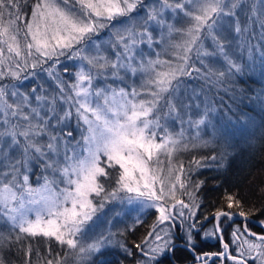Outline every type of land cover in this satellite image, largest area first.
Returning <instances> with one entry per match:
<instances>
[{
  "label": "snow or ice",
  "instance_id": "obj_1",
  "mask_svg": "<svg viewBox=\"0 0 264 264\" xmlns=\"http://www.w3.org/2000/svg\"><path fill=\"white\" fill-rule=\"evenodd\" d=\"M141 2L142 0H76V4L79 5L77 8L75 4L70 5V0H38L32 9L31 17L24 19L21 24L17 0H0V77L18 75L16 71H5L4 65L9 69L12 67L19 69L22 63L27 66L30 57H35L37 61L41 57L47 60L63 55L66 50H73L75 45L89 40L91 34L105 27L116 17L129 16ZM171 7L172 5L164 0L160 10L153 8L148 12L145 25L153 21L163 24L161 10ZM236 7L235 0H188L187 4L177 0L175 8L182 10L190 20L189 27L184 30L175 29L171 24L167 25L170 33L181 32L184 37L183 43L173 45L175 49L180 50L177 54L180 63L173 67L170 61H166L163 62L166 70L156 71L161 62H149L148 69L145 70L150 69V75L141 86L146 88L144 96L136 89L127 91L121 88L118 91H109L94 88L91 71L77 72L72 91L75 93L77 116L88 125V135L82 137L85 142L84 155L73 149V154L69 156L66 143L63 161L53 158L59 156L60 137L49 135L46 145L36 139L46 134L50 121L40 117L36 108L32 109L30 116L23 114L21 104L4 101L3 123L8 125L9 117H18L26 122V126L17 124L11 128L5 127L0 132V152L7 153L18 149L20 153L18 159L5 156L9 161L6 167L10 171L4 173L5 182L0 184V217L17 235L15 241L0 236V264H8L5 249L10 251L15 243H20V234H24L25 237L55 238L60 245H67V248L81 259L99 251L102 240L91 244L83 242L84 226L93 219L97 207L102 208L103 201L115 197L118 191L129 194V200L134 198L139 200L142 206L155 207L159 213L157 226L149 233V237L159 243L152 247L146 238L142 245H136L141 255L147 257L146 260L138 261V264H153L157 255L174 247L169 229L178 219L183 225L194 215L189 204L182 199H176L177 183L181 189L185 188L180 176L175 175L171 167L167 169L165 175L164 169L159 167L162 163L160 155L163 154L171 164L172 154L179 150L182 144L183 132L178 134L180 139H177L168 133L166 128L167 117L176 114V119H182L179 112L182 110L183 102L174 96L176 92L174 82L179 83L178 74L180 76L190 74L188 53L195 48L197 55L201 54L202 38L211 37L219 52L224 53V45L215 33V26L221 18L235 15L233 9ZM235 31L239 34L246 29L237 24ZM125 32L127 36H119L122 50L116 53L115 62L98 55L85 57L88 64L97 67L98 70L110 67L114 76L118 75L121 69L137 72L138 69L131 64L135 58L132 53L137 37L139 36L141 41L146 37L151 42V34L147 27L139 34L134 27L126 28ZM116 46L120 47V44ZM73 54L78 55L79 52ZM204 55L212 54L205 52ZM224 55L227 59V54ZM228 63L230 70L242 71L241 65L231 60H228ZM196 71L199 72V69ZM220 75L223 76L224 73ZM5 95L6 93L0 91V98ZM12 95L15 96L16 93ZM138 96L141 98L137 99ZM161 100L164 101L163 104L160 103ZM165 108L167 112L162 117L159 113ZM50 111L55 113L56 110L51 108ZM70 117L71 112L67 111L63 116H55V119L59 123ZM37 118L38 122L33 124L32 120ZM162 119H165V124L161 123ZM189 123H194L198 127L204 123V119L196 121L190 119ZM157 130L164 132L165 135L158 137ZM66 135L71 137L72 133L69 131ZM33 159L40 160L45 170L52 169L53 173L59 171L62 178L66 177L68 187L57 193L50 187L55 181H49L45 177L43 185L33 188L28 184L27 174L30 161ZM153 164L157 167L153 168ZM111 168H116L119 172L116 180L118 187L108 192L101 183V178L108 177V169ZM178 171L181 173L184 171L183 164L179 165ZM61 182L65 181L62 179ZM96 197L101 200L98 206L93 203V198ZM169 200L175 203L169 206ZM226 200L227 209L243 208V202L232 195H228ZM185 209H189V212L186 213ZM30 214L34 218H30ZM236 214L246 217L243 210ZM232 215L228 211L219 210L215 217L230 218ZM166 222L167 228L160 227ZM195 228V223H189L185 233L186 246L193 252L196 248L193 235ZM239 231L237 228L233 234ZM258 239L260 243L245 241L248 244L246 253L257 264H264V236ZM224 248V252L204 253L202 257L196 258L203 259L215 255L231 259L235 264H247L245 253H241L238 258L227 252V244ZM126 251L131 255V250ZM253 252L257 253L255 257L251 255ZM25 255L31 256V248L27 249ZM28 264H31L30 260ZM45 264H67V259L66 256L48 259ZM204 264H207L206 259Z\"/></svg>",
  "mask_w": 264,
  "mask_h": 264
},
{
  "label": "rangeland",
  "instance_id": "obj_2",
  "mask_svg": "<svg viewBox=\"0 0 264 264\" xmlns=\"http://www.w3.org/2000/svg\"><path fill=\"white\" fill-rule=\"evenodd\" d=\"M167 2L172 7L161 10L163 24H157L153 21L145 25V21L148 12L153 8L160 10V6L164 3V0H142L129 16L116 17L105 27L91 34L89 40L75 45L73 50H66L63 55H57L47 60L41 57L39 61L35 57H30L27 66L25 67L22 63L19 69L15 67L9 69L7 65H4L5 71H16L18 75L16 77L8 75L0 77V91L6 93L5 96L0 98V132L5 127L11 128L17 124L26 126V122L20 120L18 117H13V120L9 117L10 123L8 125L3 123L4 116L2 111L4 101L6 100L8 103L15 101L17 104H21L23 114L31 116L32 109L36 108L40 113V117L50 121V127L47 129L46 134L36 137V139L41 144L46 145L49 135L60 137L59 156L53 158L63 161L66 143L69 148V156L73 154V149L81 155L86 154L84 152L85 142L82 137L88 135V125L77 116V105L74 102L75 93L72 91V85L76 81L77 72L84 70L86 72L91 71V74L94 73L92 81L94 88L109 91H118L121 88L127 91L136 89L137 92L141 93V96H144L146 88H142L141 86L149 78L151 70H145L148 69L149 62H161V65L156 67V71L166 70V65L163 62L170 61L173 67L180 63L177 60V54L180 50L175 49L173 45L183 43L184 37L181 32L173 31L170 33L167 25L171 24L175 29L179 30H184L190 25L189 17L182 10L175 8L177 0H167ZM180 2L187 4L188 0H180ZM235 2L237 3V7L233 9L235 15L221 18L215 26V33L221 38L227 59L224 53H220L216 48V44L211 37L202 38L200 42L201 54L198 56L195 48L188 53L190 57L189 64L191 65L189 68L190 74L183 76L178 74L179 83L174 82L176 85L174 96L183 102L182 110L179 112V116L182 119H176V114H173L172 117H167L166 128L167 132L177 139H180L178 134L183 132V138L180 149L172 154L171 164H169L163 154L160 155L162 163L159 167L164 169L165 175L167 174V169L171 167L175 171V175H179L181 180V172L178 171L181 162L176 161L180 153L192 150L215 149L218 151L226 149L228 151L234 144H239V147L247 146L248 144L258 145L264 138V27H262L264 25V0H235ZM75 5L79 8L76 2ZM237 24L242 29H246V31L238 34L235 31ZM131 27H134L138 34L147 27L152 38L151 42H149L146 37L143 41L140 40L139 36L137 37V43L132 53L135 58L131 61L132 66L138 69L137 72L133 73L128 69H121L118 75L114 76L110 67L98 70L97 67L88 64L85 57H95L98 55L106 57L111 62H115L116 53L122 50L119 36H127L125 29ZM117 44H120V47H117ZM76 51L79 52L78 55L73 54ZM205 52L212 55H204ZM228 60L241 65L242 71L236 72L235 70H230ZM33 64L36 66L32 67ZM196 69H199V72ZM220 73H224V75L221 76ZM245 77L253 79L261 86V88H258L256 102L242 101L235 95L232 96L223 87V84L239 82L240 79ZM12 93H16V95L13 96ZM36 97H41L42 99L37 100ZM67 97H73V99H67ZM140 98V96L137 97V99ZM53 100L55 103H53ZM160 103L163 104L164 101L161 100ZM51 108H55V113L50 111ZM67 111L71 112V117L66 121L57 123L55 116H63ZM165 112H167L166 108L159 115L163 117ZM74 118L79 123L76 129L75 141L71 137L68 139L59 134L61 130L65 134L69 132L71 129L70 123ZM201 118L204 119V123L198 127L194 123H189L190 119L191 121H196ZM38 119L32 120V123L36 124ZM161 123L165 124V119H162ZM157 133L158 137L165 135L164 132H160L159 130H157ZM230 144L232 145L230 146ZM45 151H47L46 147ZM6 155L18 159L20 153L18 149L7 153L0 152V184L5 182L4 173L10 171L6 167L9 163L5 159ZM152 166L153 168L157 167L155 164ZM36 169L40 173L38 176L36 175L32 178ZM27 174L29 176L28 184L33 188L43 185L45 177L49 181H55L50 187L57 193L68 187L66 177L62 178L59 171L53 173L52 169L45 170L38 159L30 161V168ZM117 174L119 175V172ZM62 179L65 182H61ZM128 195L124 191H118L115 197L104 200L103 207H97L93 219L85 224L83 242L91 244L102 240L99 251L93 252L81 259L75 252L69 250L67 245H63L73 255V261L68 264H94L97 262L92 261L98 260L104 252L119 249L123 245L120 236L126 230L138 224L148 212H156L157 219L153 228L157 226L159 213L156 208L142 206L140 201L135 198L129 200ZM131 195L134 196V194ZM182 197V189L179 183H177L176 199L180 200L179 198ZM93 203L98 206L101 203L100 198H93ZM174 203L175 201L173 200L168 201L169 206ZM68 206L70 207V203ZM177 207L179 206L177 205ZM191 211L194 212V215L190 219H187L183 225H181L178 219L176 224L169 229L171 242L174 247H187L185 233L189 223H195L196 225V228L193 230L196 247L200 246L199 242L221 243L223 240L218 226L220 217L217 219L214 217L213 222L208 223V220L202 221L198 219L197 212L192 207ZM185 212H189V209H185ZM232 217L238 218L237 215H233ZM30 218H34V216L30 214ZM215 220L221 242L218 240L215 231ZM237 221L251 223L253 226L263 230L264 222L256 221L261 225L257 226L251 221ZM160 227L167 228V222ZM237 228L240 231L234 235L233 233ZM13 232L15 231L11 230L10 225L0 217V236L7 237V235ZM230 236V244L228 245L230 255L239 258L241 253H245L244 258L247 259V264L248 262L257 264V262H254L253 259L247 256L246 250L248 244L245 241L260 243L258 237L264 235L256 234L249 230L248 227L247 232H245L244 225H234L231 228ZM52 239L55 240V238ZM147 240L148 244L152 247H155L159 243V241L149 236ZM56 242L59 244L58 241ZM173 248L163 254L157 255L153 260V264L164 256H169ZM145 250H148L147 247ZM224 251L225 248L221 245L220 252ZM256 254V252H253L251 255L255 257ZM103 256L106 259L108 258L106 253ZM140 256L142 257L140 261L147 259L141 253ZM196 257L201 256L196 255L194 262L189 264H198L197 261L199 259L197 260ZM207 258L209 257L203 259ZM217 261L219 262V260ZM228 262L229 264H235L233 260H228Z\"/></svg>",
  "mask_w": 264,
  "mask_h": 264
},
{
  "label": "trees",
  "instance_id": "obj_3",
  "mask_svg": "<svg viewBox=\"0 0 264 264\" xmlns=\"http://www.w3.org/2000/svg\"><path fill=\"white\" fill-rule=\"evenodd\" d=\"M37 2L38 0H17L21 12V24H23L24 19L31 17L33 6ZM75 2L76 0H70V5L75 4ZM93 75L94 73H92ZM223 85L225 90L232 96L235 95L242 101L256 102L258 88H261L260 84L248 77L240 79L239 82ZM10 118L13 120V117ZM70 124L71 139L75 141L74 138L79 123L74 118ZM59 134L69 139L63 133V130ZM20 139L23 141L22 137ZM248 145L239 147V144H234L228 151L226 149H220L219 151L217 149L192 150L178 155L176 161L183 164L184 171L181 173V181L185 185V188L182 189L183 197L179 199L184 200L192 209L196 210L198 219L208 220L209 223L213 222L215 214L219 210L228 211L235 216L236 213L243 210L246 213V218L261 223L264 222V138L258 145ZM108 171L109 176L101 178V183L104 184L108 192H112L118 187L116 180L119 175L116 168L108 169ZM39 173V170L36 169L32 178L38 176ZM228 195L242 201L243 208L233 207L227 209L226 198ZM156 219L157 215L154 211L145 214L138 224L126 230L120 236L123 243L122 247L104 252L108 255L107 259L103 256V253L98 260L92 262H97L94 264H138L142 257L135 246L142 245L145 239L148 238ZM234 225H244L252 232L264 235V230L253 226L251 223L233 222L229 218L220 217L218 221L220 235L227 245L230 244L231 228ZM16 235L17 233L13 232L7 237L15 241ZM20 237L21 242L15 243L10 251L5 249L8 264H28L29 260L31 264H45L48 259L64 256H66L67 264L73 261V255L52 238L43 236L25 237L24 234H20ZM196 240L199 242L198 239ZM199 243L200 246L196 247L194 252L187 247H174L169 256H164L154 264H189L194 261L196 255L202 257L204 253L220 252L221 245L218 242ZM29 248H31L30 257L25 255ZM126 249L131 250V255L128 254ZM228 260L224 264H229ZM216 261L212 264H221L220 261Z\"/></svg>",
  "mask_w": 264,
  "mask_h": 264
},
{
  "label": "water",
  "instance_id": "obj_4",
  "mask_svg": "<svg viewBox=\"0 0 264 264\" xmlns=\"http://www.w3.org/2000/svg\"><path fill=\"white\" fill-rule=\"evenodd\" d=\"M215 219H217V218H215ZM230 219L232 220V221H237V220H244V221H251V222H253L255 225H257V226H261V225H259V223H257L254 219H251V218H246V217H238V218H234V217H230ZM214 224H215V231H216V234H217V238H218V240L220 241V236H219V231H218V226H217V223H216V220L214 221ZM263 228H264V226H263ZM221 242V241H220ZM223 242V241H222ZM220 243L221 245H225L224 243ZM227 252H228V249H227ZM218 258H222V257H219V256H215V255H213L211 258H210V260L208 261V263L207 264H209L210 262H212V261H215L216 259H218Z\"/></svg>",
  "mask_w": 264,
  "mask_h": 264
},
{
  "label": "flooded vegetation",
  "instance_id": "obj_5",
  "mask_svg": "<svg viewBox=\"0 0 264 264\" xmlns=\"http://www.w3.org/2000/svg\"><path fill=\"white\" fill-rule=\"evenodd\" d=\"M263 230H264V228H263ZM228 253L230 254V252H229V247H228ZM198 260V259H197ZM204 260L205 259H199L197 262H198V264H200V262H201V264L203 263L204 264ZM207 260V263H208V261L210 260V258H207L206 259ZM216 260H219L220 262H221V264H224V262L225 261H227L228 259L227 258H225V257H222V258H218V259H216ZM215 260V261H216ZM215 261H212V262H215ZM194 262V261H193ZM212 262H210L209 264H211ZM217 262V261H216ZM248 264H249V262H248ZM250 264H251V262H250Z\"/></svg>",
  "mask_w": 264,
  "mask_h": 264
}]
</instances>
